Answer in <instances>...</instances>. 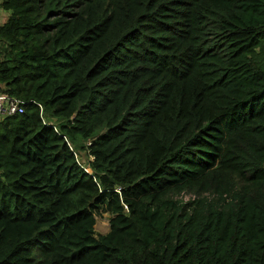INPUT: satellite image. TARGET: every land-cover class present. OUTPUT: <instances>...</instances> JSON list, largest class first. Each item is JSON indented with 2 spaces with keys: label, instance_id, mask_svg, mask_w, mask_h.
Returning <instances> with one entry per match:
<instances>
[{
  "label": "trees",
  "instance_id": "1",
  "mask_svg": "<svg viewBox=\"0 0 264 264\" xmlns=\"http://www.w3.org/2000/svg\"><path fill=\"white\" fill-rule=\"evenodd\" d=\"M0 5V264H264V0Z\"/></svg>",
  "mask_w": 264,
  "mask_h": 264
},
{
  "label": "built area",
  "instance_id": "2",
  "mask_svg": "<svg viewBox=\"0 0 264 264\" xmlns=\"http://www.w3.org/2000/svg\"><path fill=\"white\" fill-rule=\"evenodd\" d=\"M26 102L22 97L0 90V117L22 112Z\"/></svg>",
  "mask_w": 264,
  "mask_h": 264
},
{
  "label": "rangeland",
  "instance_id": "3",
  "mask_svg": "<svg viewBox=\"0 0 264 264\" xmlns=\"http://www.w3.org/2000/svg\"><path fill=\"white\" fill-rule=\"evenodd\" d=\"M79 157H80L81 161L84 163V161H86L87 155L85 154L84 151H80ZM176 197H178L182 200H187V199L193 197V194L189 193V192L182 191ZM109 216H110V214L106 211H102L96 215V222H95V226H94L96 233H104L108 230V228H109V224H108Z\"/></svg>",
  "mask_w": 264,
  "mask_h": 264
},
{
  "label": "crops",
  "instance_id": "4",
  "mask_svg": "<svg viewBox=\"0 0 264 264\" xmlns=\"http://www.w3.org/2000/svg\"><path fill=\"white\" fill-rule=\"evenodd\" d=\"M1 1H2V0H0V3H1ZM8 15H9V10L4 9V8L1 7V5H0V24H1L2 22H4V21L7 19Z\"/></svg>",
  "mask_w": 264,
  "mask_h": 264
}]
</instances>
